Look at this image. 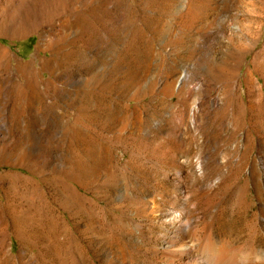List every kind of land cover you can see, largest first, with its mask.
I'll return each instance as SVG.
<instances>
[{
	"label": "rangeland",
	"instance_id": "rangeland-1",
	"mask_svg": "<svg viewBox=\"0 0 264 264\" xmlns=\"http://www.w3.org/2000/svg\"><path fill=\"white\" fill-rule=\"evenodd\" d=\"M0 39V264L264 247V0H0Z\"/></svg>",
	"mask_w": 264,
	"mask_h": 264
},
{
	"label": "bare ground",
	"instance_id": "bare-ground-1",
	"mask_svg": "<svg viewBox=\"0 0 264 264\" xmlns=\"http://www.w3.org/2000/svg\"><path fill=\"white\" fill-rule=\"evenodd\" d=\"M258 84L259 83H255L253 79L251 80V85L255 93L254 99L256 101L259 100L261 93L260 85ZM205 97H207V100L210 101L214 107L217 101L207 94ZM240 102L241 104L243 103L241 98ZM257 165L256 169L260 172L258 178L264 189V163H257ZM162 219L164 220L167 231L159 249V256L163 264H264V247L254 245L253 241L252 245L247 246L244 243L235 244L228 237H219L212 231L202 233L205 226L196 218ZM78 225L75 223L77 228ZM258 226L261 227L263 232L262 235L264 236V218L255 220L253 225L254 233L251 235L252 240L255 238L254 234ZM137 231L138 232L135 233V239L140 241L142 233L141 230ZM73 240L75 246L78 247L79 240L76 234H74ZM135 246L139 248V242ZM119 261H121V264H147L145 261L134 260L133 256L127 257V255ZM81 263L82 259L80 255L78 253L73 254L71 264Z\"/></svg>",
	"mask_w": 264,
	"mask_h": 264
},
{
	"label": "trees",
	"instance_id": "trees-1",
	"mask_svg": "<svg viewBox=\"0 0 264 264\" xmlns=\"http://www.w3.org/2000/svg\"><path fill=\"white\" fill-rule=\"evenodd\" d=\"M2 42L6 43L7 41L5 39H0Z\"/></svg>",
	"mask_w": 264,
	"mask_h": 264
}]
</instances>
